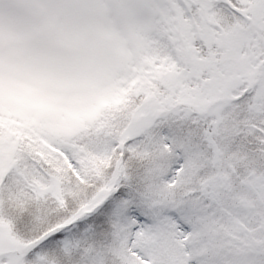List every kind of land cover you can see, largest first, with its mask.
Returning a JSON list of instances; mask_svg holds the SVG:
<instances>
[{"label": "snow or ice", "instance_id": "obj_1", "mask_svg": "<svg viewBox=\"0 0 264 264\" xmlns=\"http://www.w3.org/2000/svg\"><path fill=\"white\" fill-rule=\"evenodd\" d=\"M0 264H264V0H0Z\"/></svg>", "mask_w": 264, "mask_h": 264}]
</instances>
